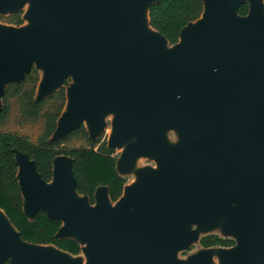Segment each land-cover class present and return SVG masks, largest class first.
Segmentation results:
<instances>
[{
	"label": "water",
	"instance_id": "1",
	"mask_svg": "<svg viewBox=\"0 0 264 264\" xmlns=\"http://www.w3.org/2000/svg\"><path fill=\"white\" fill-rule=\"evenodd\" d=\"M24 1L0 0V11ZM31 1L26 18L32 26H0V98L6 82L22 79L36 61L46 68L36 99H44L70 72L77 85L65 91L48 142L66 136L84 118L94 138L105 112L112 111L107 147L137 138L117 160L120 175L125 177L120 163L128 167L143 154L157 156L158 170H141L139 185L125 184V196L116 202L108 187L99 186L92 208L74 196L91 204L76 191L71 157L53 159L47 182L33 160L17 153L16 177L28 218L42 210L60 220L57 236L77 240L86 264H181L173 251L189 247L194 238L183 227L216 225L220 212L239 197L227 222L239 240L230 238L235 245L228 248L234 250L220 255L221 264H264L263 0H203V13L174 45L149 25L148 8L160 0ZM241 3L249 6L243 17L237 13ZM142 13L147 32H140ZM245 36L249 41L234 47ZM164 46L171 48L153 56ZM167 127L184 135L200 128V137L165 154L161 132ZM0 213V264H80L70 259L76 255L52 245L23 241ZM217 247H202L205 252L189 264H212L208 249Z\"/></svg>",
	"mask_w": 264,
	"mask_h": 264
},
{
	"label": "trees",
	"instance_id": "2",
	"mask_svg": "<svg viewBox=\"0 0 264 264\" xmlns=\"http://www.w3.org/2000/svg\"><path fill=\"white\" fill-rule=\"evenodd\" d=\"M248 8L247 3L239 4L238 15L246 16ZM203 10V0H160L148 8L149 25L163 35L170 45H174L179 40L181 30L190 22L197 20ZM21 15V12L16 13L8 17L7 22L20 26L23 24ZM28 81L32 83V87L22 92V85ZM37 81L36 74H25L24 80L16 84L14 93V96L19 97L20 111L23 116L31 119H44L43 131L37 141L32 142L27 137L14 133H0V209L16 227L23 241L36 245H52L71 255H79L81 246L77 240L57 236L62 225L60 220L48 216L42 210L38 211L32 219L24 213L23 198L16 177V154H26L30 160H33L37 172L47 182L52 177L53 159L59 154L71 157L74 160L76 191L80 195L88 196L91 204L95 202L94 193L99 186L108 187L111 201L116 202L122 195L126 178L120 175L116 166L117 157L114 155V149L107 147L105 142L100 144L96 150L91 147L63 151L56 149L55 144L48 142L55 131L57 119L65 104V89L61 88L55 96L48 99H35L34 87ZM8 96L9 89L7 88L2 95L3 107L0 110V123L9 114ZM49 100H53L50 105L51 109H44ZM76 133L87 137L83 126L70 133L69 136ZM199 244L203 248L216 246L228 248L234 246L235 241L216 234H208L200 238Z\"/></svg>",
	"mask_w": 264,
	"mask_h": 264
},
{
	"label": "rangeland",
	"instance_id": "3",
	"mask_svg": "<svg viewBox=\"0 0 264 264\" xmlns=\"http://www.w3.org/2000/svg\"><path fill=\"white\" fill-rule=\"evenodd\" d=\"M241 1L249 2L250 0H240V2ZM32 7H33V2L31 0H26L21 5L15 8L0 11V17H2V19L0 20V26L14 27L12 24L7 22V18L18 12L22 13L21 16L24 17V23L20 27H17V28L21 29L24 27L32 26L33 22L26 18V14L29 12V10ZM193 25H196V23H194ZM250 38H251L250 36H245L243 38L238 39L234 43V47L245 45L249 41ZM181 39H183V37H181ZM170 48H171L170 46H164L161 50L155 52L153 56L163 53ZM45 73H46V68L43 65L39 64L37 61L33 64L31 71L27 73L29 75L36 74L38 76V81L34 87V98L35 99L40 97V86L44 81ZM24 78H25V75L23 76L22 79L18 81H8L5 84V90L7 88L9 89V96H8L9 114L7 118L2 123H0V133L1 132L14 133V134H18L21 136H25L32 142H36L38 137L43 131L44 119L43 118L31 119V118H26L25 116H23L20 111L19 97L14 96L16 84L23 81ZM31 85H32L31 82L29 81L25 82L22 85V92L30 90V88L32 87ZM76 85H77V82L75 81L73 74L70 72H67L64 76L63 81L55 89H53L51 93L46 95L45 99L55 96L56 93L61 88H64L67 93L70 87H74ZM52 102L53 100H49L46 103V106H44V109H48V108L51 109L50 105ZM65 103H66V100H65ZM1 106L3 107L2 98H0V107ZM114 116L115 114L112 111L105 112L103 116V122H104L103 127L100 133L94 138L90 137L88 126H87V119L84 118L80 126L84 127L86 133L88 131L87 137L83 136L82 134H78V133L69 136L70 133H72L73 131L77 130L80 127L78 126L76 129L69 132L66 136L60 139H57V140L52 139L51 142L55 144L56 149L61 150V151L66 150V149H73V148H91V147H94V149L96 150L98 146L104 142L106 143V145H110L109 139L114 131ZM200 132H201L200 128H195L188 135H184L178 127L165 128L161 132V137L165 145L164 153L172 154L175 148L182 147L192 138L200 137ZM136 142H137L136 136L131 135L129 138L124 140L121 145H119L118 147H114V151H115L114 155L117 157V160H119L122 157V155L127 151L130 145ZM58 157L68 158V156L65 154H59ZM134 160L132 161L131 165H129L128 167L122 166L121 163L119 164L121 173L126 178V188L139 185V182H140L139 172L141 170L143 169L158 170L157 156L154 154H143V155L136 157ZM74 196L78 199H84L88 206L92 208L95 207V203L89 204L87 199L77 194H74ZM124 196H125V192L123 193L122 197ZM239 204H240L239 197L231 200L228 205V208L220 212L219 219L216 225L203 226L199 222H190L186 224V226L183 227V230L187 232H191L194 235V238L191 241V244L189 247L182 248V249H175L173 251L174 259L181 264H189L192 259L200 255L201 253L205 252L204 249L199 245L200 237L205 234H216V235H220L223 237L233 238L236 240V242H238L239 240L238 234L231 232L227 229V222L230 216L232 215L233 210L236 207H238ZM113 206L114 204L110 203V207H113ZM81 242H82V247L84 248L86 246V242H83V241ZM233 250H234L233 248L223 249L219 247L208 249V251L211 254V263L221 264L220 255L223 252H232ZM70 259L74 261H78L80 264H86L88 261V257L83 252V249L79 255L71 256Z\"/></svg>",
	"mask_w": 264,
	"mask_h": 264
},
{
	"label": "bare ground",
	"instance_id": "4",
	"mask_svg": "<svg viewBox=\"0 0 264 264\" xmlns=\"http://www.w3.org/2000/svg\"><path fill=\"white\" fill-rule=\"evenodd\" d=\"M141 18H142V23H141V26H140V32H147L148 31V26H147V21H146V15L145 14H141ZM125 144V143H124ZM127 145V144H126ZM123 146V145H122ZM125 147V146H124ZM124 151V150H123ZM134 162H135V160H134ZM0 215L4 218V216H3V214L2 213H0ZM57 252V251H56ZM59 253H61V252H59ZM61 254H63V253H61ZM63 255H65V254H63ZM65 256H67V255H65Z\"/></svg>",
	"mask_w": 264,
	"mask_h": 264
}]
</instances>
